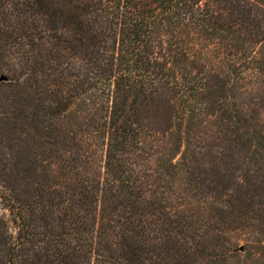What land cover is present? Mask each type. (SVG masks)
<instances>
[{
	"label": "trees",
	"instance_id": "trees-1",
	"mask_svg": "<svg viewBox=\"0 0 264 264\" xmlns=\"http://www.w3.org/2000/svg\"><path fill=\"white\" fill-rule=\"evenodd\" d=\"M0 264H264V0H0Z\"/></svg>",
	"mask_w": 264,
	"mask_h": 264
},
{
	"label": "water",
	"instance_id": "water-1",
	"mask_svg": "<svg viewBox=\"0 0 264 264\" xmlns=\"http://www.w3.org/2000/svg\"><path fill=\"white\" fill-rule=\"evenodd\" d=\"M0 80H6V77L0 76Z\"/></svg>",
	"mask_w": 264,
	"mask_h": 264
}]
</instances>
